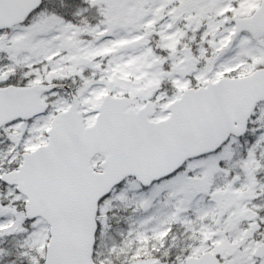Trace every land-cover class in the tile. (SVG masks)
I'll list each match as a JSON object with an SVG mask.
<instances>
[{
  "label": "snow or ice",
  "instance_id": "6c2138e0",
  "mask_svg": "<svg viewBox=\"0 0 264 264\" xmlns=\"http://www.w3.org/2000/svg\"><path fill=\"white\" fill-rule=\"evenodd\" d=\"M0 264H264V0H0Z\"/></svg>",
  "mask_w": 264,
  "mask_h": 264
}]
</instances>
